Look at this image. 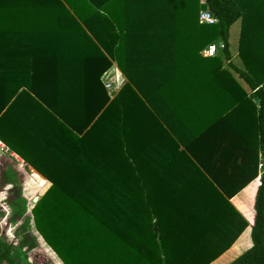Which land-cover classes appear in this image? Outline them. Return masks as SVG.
Instances as JSON below:
<instances>
[{"label": "trees", "instance_id": "trees-1", "mask_svg": "<svg viewBox=\"0 0 264 264\" xmlns=\"http://www.w3.org/2000/svg\"><path fill=\"white\" fill-rule=\"evenodd\" d=\"M200 9L217 21L200 23ZM237 20L241 66L223 67ZM210 43L222 47L204 56ZM88 45L103 56L91 72L82 68L97 65ZM102 50L128 79L110 101ZM118 105L137 172L122 157L119 166L98 161L94 144L88 158L51 163L58 129H92ZM0 140L49 181L30 213L62 264H208L247 225L228 199L257 177L260 147L252 245L228 264H264V0H0ZM166 148L177 170L148 185L142 166ZM226 207L235 230L216 248ZM3 260L19 264L0 242Z\"/></svg>", "mask_w": 264, "mask_h": 264}, {"label": "crops", "instance_id": "crops-1", "mask_svg": "<svg viewBox=\"0 0 264 264\" xmlns=\"http://www.w3.org/2000/svg\"><path fill=\"white\" fill-rule=\"evenodd\" d=\"M228 49L230 53V58L226 60L223 64V67H228L227 64L229 62L236 63L239 67L241 66V62L237 57V43L234 45L231 42L229 37L228 39ZM90 50L92 49L91 45H88ZM102 49V48H101ZM103 53L108 57L110 60V66L105 69L99 77V80L106 92L108 97V101L113 100L122 89L123 85L128 81L125 74L119 68L116 60L110 57L104 50ZM103 56L99 54L96 50H91L88 58L89 59H97V65L93 63V65L86 64L83 66V69H87L91 72L93 69H97L103 63ZM234 70V69H233ZM232 70V72H233ZM235 72V70H234ZM108 74L105 77L103 75ZM105 79V80H104ZM104 81L110 82L112 85L110 88L105 86ZM87 85V84H86ZM241 85L247 90L248 87L245 85L244 82L241 81ZM85 87V86H83ZM253 92H248V96L251 98ZM128 92L126 93V95ZM131 96V93H129ZM126 100V99H125ZM132 100V98H131ZM254 100V98H253ZM255 101V100H254ZM257 105V100L255 101ZM121 104V103H120ZM65 115L69 119L77 120V115L73 114V109L67 108ZM257 119L259 122L260 112H259V105H257ZM97 117V116H96ZM122 113H121V106L118 105L109 108L107 113H105V117L102 119L97 120L96 124L93 125L92 129H90V125L87 128H83L81 131L72 130L71 132H64L61 129H58L57 133L52 135L51 141V151H50V161L51 163H73L74 159L77 155L81 156L82 158H88L89 155H92V149L90 150L91 144L96 145L97 151V160L102 161L103 163H115L119 166L120 160L122 157V161L126 163V166H123L125 169H134L137 172L139 169L136 165L133 166L135 161H138V154L136 151H129V155L125 151V147L122 149V142L123 138L121 135V123H122ZM90 129V130H89ZM259 136V135H258ZM80 144V147H78ZM96 149V150H97ZM0 150L4 152V155L0 156L7 157L12 162L19 163L25 168L30 170V172L34 171L41 180H43L42 185L46 183L49 185V181L47 178L39 173L33 166H31L24 158L18 155L16 152L10 150L1 140H0ZM123 153L129 157V162L124 159ZM169 150L168 148L163 149L161 153L155 150L152 151L150 154L151 159H147L148 162L145 166H142V170L147 171V183L148 185H155L158 187L159 185L164 186L168 184L170 173L171 171H176V166L169 163ZM107 156V158H106ZM126 158V157H125ZM113 159V160H112ZM114 164V165H115ZM262 174V166H261V153L259 147V166H258V175L248 184H246L241 190H239L236 194L228 199L230 204L233 208L240 214V216L247 222L245 228L238 234V236L231 242V244L218 256H216L211 262L208 264H228L238 255H240L244 250L249 248L252 245L251 239V225L254 217V200H255V193L257 190V186L259 184V179ZM32 176V175H31ZM224 217H226V221L224 225L220 228H216V232L212 233V237L215 236L216 240V248L221 247L232 235L233 231L235 230V226L233 225V218L234 213L232 210L226 207L223 209ZM223 214V213H222ZM214 240V241H215ZM59 260V259H58ZM60 261V260H59ZM61 263V261H60ZM62 264V263H61Z\"/></svg>", "mask_w": 264, "mask_h": 264}, {"label": "rangeland", "instance_id": "rangeland-1", "mask_svg": "<svg viewBox=\"0 0 264 264\" xmlns=\"http://www.w3.org/2000/svg\"><path fill=\"white\" fill-rule=\"evenodd\" d=\"M239 27L240 22L237 20L229 28V37L234 45L238 40ZM0 153L5 154L1 150ZM10 166L14 169L13 173ZM2 171H5L4 180H7L0 193V211H3L0 215V242L3 251L19 264H32L35 258V264H61L56 254L35 232L30 213V201L34 196H40L47 184L39 185L31 176L30 170L25 169L21 162L17 164L0 156V175ZM15 178L18 182H15ZM20 198L26 201L25 209L21 213L17 204ZM10 218L15 221L12 219L11 222ZM1 263L7 264L4 260Z\"/></svg>", "mask_w": 264, "mask_h": 264}, {"label": "built area", "instance_id": "built-area-1", "mask_svg": "<svg viewBox=\"0 0 264 264\" xmlns=\"http://www.w3.org/2000/svg\"><path fill=\"white\" fill-rule=\"evenodd\" d=\"M198 21L200 23H214L217 19L206 9H200L198 14ZM222 47V44L210 43L205 48L202 49L201 53L204 56H212L216 53L217 49ZM105 80V79H104ZM107 88L111 87V83L104 81Z\"/></svg>", "mask_w": 264, "mask_h": 264}, {"label": "bare ground", "instance_id": "bare-ground-1", "mask_svg": "<svg viewBox=\"0 0 264 264\" xmlns=\"http://www.w3.org/2000/svg\"><path fill=\"white\" fill-rule=\"evenodd\" d=\"M31 175L34 177V179L39 183V185H42L43 180L40 179L38 174H36L34 171L31 172Z\"/></svg>", "mask_w": 264, "mask_h": 264}, {"label": "water", "instance_id": "water-1", "mask_svg": "<svg viewBox=\"0 0 264 264\" xmlns=\"http://www.w3.org/2000/svg\"><path fill=\"white\" fill-rule=\"evenodd\" d=\"M254 100L256 101L257 99L254 98ZM38 198H39V196H34V197L32 198V201H33V202H36Z\"/></svg>", "mask_w": 264, "mask_h": 264}]
</instances>
